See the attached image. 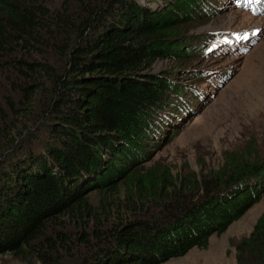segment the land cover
Returning a JSON list of instances; mask_svg holds the SVG:
<instances>
[{"label":"trees","instance_id":"16d2710c","mask_svg":"<svg viewBox=\"0 0 264 264\" xmlns=\"http://www.w3.org/2000/svg\"><path fill=\"white\" fill-rule=\"evenodd\" d=\"M210 3L0 0V253L160 264L205 247L260 200L264 161L251 153L230 152L200 178L132 163L192 89L154 72L155 61L181 68L202 51L205 35L187 24L213 14ZM236 264H264V210Z\"/></svg>","mask_w":264,"mask_h":264},{"label":"rangeland","instance_id":"374dc122","mask_svg":"<svg viewBox=\"0 0 264 264\" xmlns=\"http://www.w3.org/2000/svg\"><path fill=\"white\" fill-rule=\"evenodd\" d=\"M141 1L144 3V0ZM210 8L214 9L211 4ZM189 23L187 25L194 35H208L207 40L218 30L259 26L260 31L254 44L241 54L224 53L221 49L214 55L201 56L199 51L190 55L181 68H170L174 58L155 61L154 72L163 74L167 72L173 80L185 86L192 83L193 87L205 95L197 94L201 97L200 102L192 95L187 101L194 107L192 109L194 111L191 114L186 113L180 119L176 117L177 123L170 128L164 123L161 127L163 132L161 138L159 135L152 136L154 139L151 141L142 142L140 147L142 156L139 161L132 163H137L138 167L165 165L173 173L181 172L185 168V172H195L199 178L201 174L214 172L223 164L224 157L230 152L247 153L248 157L251 153L250 159L262 163L264 161V13L253 15L243 6H234L226 1L220 14L191 19ZM205 36L202 37L200 45L204 43ZM201 68H205L204 71H211L212 74L226 68L228 74H231L220 86L207 93L211 84L215 83L213 78L206 81L204 76L194 75L193 72ZM48 96V87H45L43 93L36 95V113L39 102ZM119 167L121 172L127 166ZM88 196L89 200L99 199L96 192L89 193ZM263 210L264 190L260 200L233 220L224 231L212 233L205 247H193L184 255L172 257L160 264H236V245L250 233ZM65 223L70 225L68 221ZM63 254L61 264H69L73 252ZM0 264L42 263L31 256L16 257L10 253H0Z\"/></svg>","mask_w":264,"mask_h":264},{"label":"clouds","instance_id":"9594fccd","mask_svg":"<svg viewBox=\"0 0 264 264\" xmlns=\"http://www.w3.org/2000/svg\"><path fill=\"white\" fill-rule=\"evenodd\" d=\"M202 56V55H201ZM192 88H193V86H192ZM192 90V89H191ZM191 90H186V92L187 93H191L190 91ZM202 93V92H201ZM184 94V93H183ZM203 95H205L204 93H202ZM180 96V95H179ZM196 97V96H195ZM179 98V97H178ZM197 99H198V97H196ZM200 98V97H199ZM181 101V100H180ZM179 100H178V106H177V109H181L182 107L180 106V103H182L184 106H185V103H183V102H180ZM198 101H199V99H198ZM177 109H175V110H177ZM168 126V125H167Z\"/></svg>","mask_w":264,"mask_h":264},{"label":"bare ground","instance_id":"6f19581e","mask_svg":"<svg viewBox=\"0 0 264 264\" xmlns=\"http://www.w3.org/2000/svg\"><path fill=\"white\" fill-rule=\"evenodd\" d=\"M189 24H190V23H189ZM184 30H185V29H184ZM189 34H190V33H189ZM185 91H186V90H185ZM185 91H184V92H185ZM184 92H183V93H184ZM181 94H182V93H181Z\"/></svg>","mask_w":264,"mask_h":264},{"label":"snow or ice","instance_id":"6c2138e0","mask_svg":"<svg viewBox=\"0 0 264 264\" xmlns=\"http://www.w3.org/2000/svg\"><path fill=\"white\" fill-rule=\"evenodd\" d=\"M257 31H259V30H257Z\"/></svg>","mask_w":264,"mask_h":264}]
</instances>
